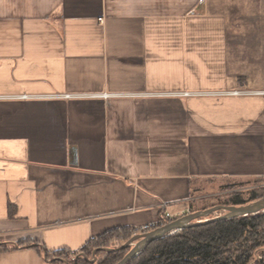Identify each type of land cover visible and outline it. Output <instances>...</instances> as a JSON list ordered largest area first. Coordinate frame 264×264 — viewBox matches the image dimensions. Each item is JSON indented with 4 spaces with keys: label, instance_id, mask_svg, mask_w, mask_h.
I'll return each instance as SVG.
<instances>
[{
    "label": "crops",
    "instance_id": "obj_1",
    "mask_svg": "<svg viewBox=\"0 0 264 264\" xmlns=\"http://www.w3.org/2000/svg\"><path fill=\"white\" fill-rule=\"evenodd\" d=\"M234 90H264V0H0V264L264 181Z\"/></svg>",
    "mask_w": 264,
    "mask_h": 264
},
{
    "label": "trees",
    "instance_id": "obj_2",
    "mask_svg": "<svg viewBox=\"0 0 264 264\" xmlns=\"http://www.w3.org/2000/svg\"><path fill=\"white\" fill-rule=\"evenodd\" d=\"M235 196L230 205H245ZM264 211L220 219L168 233L148 243L127 264H264ZM138 229H116L94 237L77 252H48L39 248L49 264H117L131 250L116 244L134 237ZM139 234V233H138ZM70 253H78L69 260Z\"/></svg>",
    "mask_w": 264,
    "mask_h": 264
},
{
    "label": "water",
    "instance_id": "obj_3",
    "mask_svg": "<svg viewBox=\"0 0 264 264\" xmlns=\"http://www.w3.org/2000/svg\"><path fill=\"white\" fill-rule=\"evenodd\" d=\"M220 210L225 211L226 213L218 217L207 218L213 212L220 211ZM263 211H264V200L255 202V203L245 204V205L217 206V207L209 208L207 210H201V211L190 213L183 218L170 221L148 232L139 233V234L134 235V237L129 240L128 245L133 243L134 241L136 242L134 243L131 250L125 255V257L117 264H127L131 259H133L138 254H140L145 248V246L148 243H150L152 240L157 239L175 230H180L186 227L196 226V225H200V224H204V223H208V222L216 221L220 219H229V218L247 216V215L256 214V213L263 212ZM203 217L204 218L206 217V219L201 221ZM194 220L196 221L193 222Z\"/></svg>",
    "mask_w": 264,
    "mask_h": 264
},
{
    "label": "rangeland",
    "instance_id": "obj_4",
    "mask_svg": "<svg viewBox=\"0 0 264 264\" xmlns=\"http://www.w3.org/2000/svg\"><path fill=\"white\" fill-rule=\"evenodd\" d=\"M214 194H210L205 197H200L201 199L197 200L195 204H193L192 209L196 211L207 210L212 207L230 205L233 197L239 196L241 199L247 201V203H255L264 200V181H237L234 184H224L221 185ZM225 211H215L207 218L218 217L220 215H224ZM206 217L201 220H205ZM194 220L193 222H195ZM264 225V224H262ZM175 232V231H174ZM172 232V233H174ZM171 233V234H172ZM132 239V238H131ZM130 240V239H129ZM129 240L117 241L116 244H122L126 247L134 245L136 241L128 245ZM78 257V253H70L69 260H74L75 257Z\"/></svg>",
    "mask_w": 264,
    "mask_h": 264
},
{
    "label": "built area",
    "instance_id": "obj_5",
    "mask_svg": "<svg viewBox=\"0 0 264 264\" xmlns=\"http://www.w3.org/2000/svg\"><path fill=\"white\" fill-rule=\"evenodd\" d=\"M184 94H188V93H184ZM213 94H230V95L264 94V90H259V91L234 90V91H224V92H218V93L213 92ZM28 96L29 95H19L17 97L18 98H27ZM63 96L64 97H71L72 95H63ZM190 213H191V209L189 207H187L186 209L178 210L175 213H170L165 207V210L162 213L161 221H159V223L152 224V225H145V226L141 227L140 229H138V232L136 231L135 235L138 233L148 232V231L153 230L156 227L164 225L170 221H173V220H176L179 218H183ZM170 233H172V232H170Z\"/></svg>",
    "mask_w": 264,
    "mask_h": 264
},
{
    "label": "bare ground",
    "instance_id": "obj_6",
    "mask_svg": "<svg viewBox=\"0 0 264 264\" xmlns=\"http://www.w3.org/2000/svg\"><path fill=\"white\" fill-rule=\"evenodd\" d=\"M176 231V230H175Z\"/></svg>",
    "mask_w": 264,
    "mask_h": 264
}]
</instances>
